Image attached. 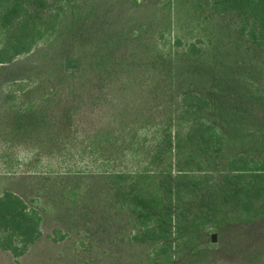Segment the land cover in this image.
Here are the masks:
<instances>
[{
    "label": "trees",
    "instance_id": "trees-1",
    "mask_svg": "<svg viewBox=\"0 0 264 264\" xmlns=\"http://www.w3.org/2000/svg\"><path fill=\"white\" fill-rule=\"evenodd\" d=\"M64 7L65 0H0V65L30 54L38 44L57 34ZM211 11L213 20L221 24L229 16L240 17L237 35L242 36L248 29L245 23L252 20V36L260 31L264 37V0H211ZM216 36L214 33L208 52L216 58L220 49L231 53L234 46L219 48L222 41ZM171 43L168 66L156 75L146 72L148 80L142 82H151L164 91L168 81L169 97L176 104L157 123L137 108L136 88L138 80L143 79L130 78L132 70L126 71V61H89L80 56L76 72L60 65L55 75L43 71L55 73L52 66H32V74L24 80L7 84L0 100L9 112L7 136L18 142L36 138L43 143L42 150L45 146L55 148L56 156L77 152L81 160L82 153L89 152L88 175L114 177L115 203L128 219L119 242L150 248L153 264L179 251L187 231L212 229L210 241L214 243L218 240L217 228L251 225L264 216V128L256 130L258 133L255 128L243 131L241 136L238 127L249 117L251 121L261 119L264 124L263 117H256L253 111L264 109V90L246 94L243 101L242 95L228 93L245 110L228 108L225 112H220L223 106L218 103L221 96L216 89L211 88L215 91L206 96L188 88L179 92L181 71L190 65L198 67L196 60L204 54L195 44L182 51L178 37ZM256 43L247 47L245 54L256 52L260 42ZM191 55L197 59L185 58ZM224 63L216 59L208 63L211 81L220 91L237 78L235 73L221 71V66H227ZM89 70L96 72L92 82ZM260 75L264 78V70ZM49 76L56 77V82H50ZM47 81L49 88L44 86ZM111 86L134 94H105ZM206 112L211 115L209 121L204 119ZM221 123L227 127L221 128ZM238 146L249 150L233 156L224 152L225 148ZM40 156V151L32 153L27 163ZM117 160L130 164L114 171ZM62 170L72 173L68 167ZM62 170L56 169L57 177L66 176ZM40 225L39 214L30 210L20 196L3 192L0 252L21 256L40 239Z\"/></svg>",
    "mask_w": 264,
    "mask_h": 264
},
{
    "label": "rangeland",
    "instance_id": "rangeland-1",
    "mask_svg": "<svg viewBox=\"0 0 264 264\" xmlns=\"http://www.w3.org/2000/svg\"><path fill=\"white\" fill-rule=\"evenodd\" d=\"M213 18L211 0H136L135 3L131 0H65L58 33L38 44L30 54L19 56L8 65H0V100L7 84L24 80L32 74V66H52L55 73L49 69L43 71L55 75L56 66L60 65L66 71L76 72L80 56H86L89 61L97 58L104 62L126 61L129 63L126 71L132 70L130 78L143 79H137V108L146 111L157 123L165 119L163 113L174 103L169 97L168 81L164 91L151 82H142L148 80L146 72L156 75L168 66L173 50L171 42L178 37L182 51L195 44L204 54L196 60L198 67L190 65L181 71L179 92L188 88L206 96L216 89L221 96L218 103L223 106L220 112L228 111V108L245 110L244 105L227 94L236 92L238 96L242 95L243 101L246 94L250 96L253 91L264 90V78L260 75L264 70V37L260 31L252 36V20L245 23L248 29L240 36L237 35L240 17L229 16L222 24ZM230 21L231 26L228 25ZM214 33L222 41L219 48L234 46L231 53H222L220 49L216 58L208 52ZM256 42H260L257 51L245 54L246 48ZM185 58L194 61L197 56ZM215 59L228 61L227 66H221V71L235 73L237 77L232 85L222 87L221 91L211 81L212 73L208 68V63ZM89 72L92 82L96 72ZM124 76H128L126 72ZM49 77L50 82H56V77ZM44 86L49 88L48 81ZM113 89L108 87L105 94L133 93ZM262 109L253 111L256 117L259 115L264 119ZM210 116L206 112L204 119L209 121ZM8 118L7 107L0 102V196L5 191H12L30 210L39 214L41 237L21 256L0 252V264H153L149 260L150 248L140 249L119 242L128 219L115 203L113 195L117 183L114 177L89 176V152L82 153L81 160L77 158L80 154L77 152L56 156L55 148L45 146L42 150L43 143L36 138L22 142L10 138L6 134ZM251 120L249 117L239 122L241 136L243 131L264 128L261 119ZM223 124L220 127L225 129L227 126L224 128ZM248 150L238 146L225 148L224 152L233 156ZM37 151L41 153L40 158L27 163L31 154ZM140 163L141 160L136 162ZM129 164V161L117 160L113 170ZM61 166L70 168L72 173L64 172ZM56 169L66 176L57 177ZM212 233V229L187 231L181 249L157 264H264V216L251 225L227 224L217 228L218 240L214 243L210 241Z\"/></svg>",
    "mask_w": 264,
    "mask_h": 264
}]
</instances>
